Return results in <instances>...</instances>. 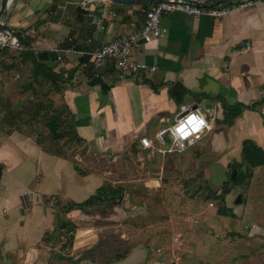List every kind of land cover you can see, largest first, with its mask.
Here are the masks:
<instances>
[{
	"label": "crops",
	"instance_id": "1",
	"mask_svg": "<svg viewBox=\"0 0 264 264\" xmlns=\"http://www.w3.org/2000/svg\"><path fill=\"white\" fill-rule=\"evenodd\" d=\"M81 2L13 0L9 7L5 25L32 54L45 57L38 84L56 95L64 123L57 121L60 137L52 140L45 120L41 124L47 134L34 117L0 120V264L13 254L20 264H41L48 235L65 217L63 204L82 203L110 181V171L77 164L80 154L72 148L76 142L92 148L93 159L101 158V165L103 158L124 153L182 154L184 163L195 165L201 175L199 183L222 185L209 192L224 205L217 213L233 221L224 234L232 241L233 261L264 264V162L251 166L242 152L249 141L264 157V2L221 19L163 15L164 36L132 50L135 62L155 67L139 76L121 74L112 59L95 68L89 53L139 29L147 7L91 0L81 8ZM246 42L251 48L240 50ZM12 52V58L0 57L1 67L17 64L28 70V59L32 72V55ZM183 108L199 111L207 121L199 140L182 151L173 147L165 156L140 145L142 137L153 140ZM64 126L69 130L62 131ZM160 181L144 179L141 185L158 188ZM238 187L242 191L235 190L232 209L227 200ZM24 194L29 199L25 204Z\"/></svg>",
	"mask_w": 264,
	"mask_h": 264
},
{
	"label": "rangeland",
	"instance_id": "2",
	"mask_svg": "<svg viewBox=\"0 0 264 264\" xmlns=\"http://www.w3.org/2000/svg\"><path fill=\"white\" fill-rule=\"evenodd\" d=\"M0 53V57H14L7 51ZM26 60L30 68L31 62ZM16 65L13 68L0 65V120L19 118L26 121L37 113V126L39 128L40 123L39 129L47 134L42 122L49 115L56 114L58 118L63 115L58 108L59 101L53 92L41 88L42 83L38 84L41 80H32L27 66L16 68ZM62 121L63 117L58 120L63 125ZM173 123L171 120L167 127ZM65 128L67 126L61 130ZM48 135L52 139L50 132ZM80 145L79 142L72 145L80 154L77 164L99 169V172L110 171L107 183L123 189V199L111 208L96 204L76 209V203L63 204L65 217L60 219L59 228L48 233L49 242L46 243L49 247L44 249L47 256L39 260L41 264H157L158 260L163 264L175 260L177 264H240L237 259L233 261L232 241L229 243L224 237L230 232L233 221L217 213L224 205L209 192L222 189V185L199 183L201 175L194 171L195 165L184 163L182 154L161 157L124 153L119 157L103 158L101 165V158L93 159L92 148ZM70 150L69 145L66 152ZM193 174L197 177L189 180ZM151 178H159L160 187L141 185L144 179ZM235 190L241 189L235 188L227 200L232 209ZM239 193L245 198L243 192ZM210 202H213V209ZM69 214L72 216L68 218ZM238 228L243 231L240 226ZM16 255L4 264H20Z\"/></svg>",
	"mask_w": 264,
	"mask_h": 264
},
{
	"label": "built area",
	"instance_id": "3",
	"mask_svg": "<svg viewBox=\"0 0 264 264\" xmlns=\"http://www.w3.org/2000/svg\"><path fill=\"white\" fill-rule=\"evenodd\" d=\"M79 3L81 8L86 7L89 1L83 0ZM264 2L263 0H229L217 6L200 7L176 0L162 1L149 4L145 11L143 25L136 31L121 35L109 43L103 44L89 55L92 57L94 67H98L107 59H112L116 69L123 75H147L155 71L154 66L137 63L132 58V50L137 49L141 43H150L153 40L162 38L165 30L161 27L160 20L165 14L181 12L191 16H207L214 19H221L231 15L235 11H240L251 7L254 4ZM251 48L250 43L241 45L240 50ZM30 48L21 43L15 32L8 26L0 25V52L18 51L26 52ZM69 53L70 50H65ZM87 54V53H83ZM260 113L264 116V104L261 106ZM208 128L204 116L196 110L182 109L174 123L160 129L154 139L142 137L139 142L144 148H153L162 156L174 150L182 151L192 142L199 140L203 132ZM24 204L29 199L26 194L22 197ZM211 206V203H209Z\"/></svg>",
	"mask_w": 264,
	"mask_h": 264
},
{
	"label": "trees",
	"instance_id": "4",
	"mask_svg": "<svg viewBox=\"0 0 264 264\" xmlns=\"http://www.w3.org/2000/svg\"><path fill=\"white\" fill-rule=\"evenodd\" d=\"M143 8L148 7L149 5H142ZM147 9V8H146ZM6 26V25H5ZM21 41L20 37H18ZM22 44L27 46L28 44L24 41H21ZM28 47V46H27ZM9 52V51H7ZM20 53H27L28 55H32L33 58V69H32V80L35 82H38V76L45 69L44 64L42 61L45 59V57L42 55V53H36V55L32 54L31 51L26 52H20ZM37 115V113H34ZM33 115L32 117H36ZM59 118H57L56 114L49 115L45 119L46 127L48 128L50 134L53 136L54 139H58L60 137V134L58 133L59 126L57 124V121ZM243 158L246 162H249L251 166L261 165L264 162V157L261 153V151L257 148H254V146L249 142L246 141L243 144ZM233 175L230 176L231 181L235 180L232 179ZM124 190L118 187H113L110 183H106L99 187L94 195H91L88 199L83 201L79 204H74L79 207H87L90 208L96 204H104L105 207L111 208L113 206L118 205L122 199H123ZM72 205V206H74ZM65 229V228H64ZM62 248V247H61Z\"/></svg>",
	"mask_w": 264,
	"mask_h": 264
},
{
	"label": "water",
	"instance_id": "5",
	"mask_svg": "<svg viewBox=\"0 0 264 264\" xmlns=\"http://www.w3.org/2000/svg\"><path fill=\"white\" fill-rule=\"evenodd\" d=\"M13 0H1L0 1V25L5 26V22L8 18V11ZM113 4L118 5H149L168 0H108ZM192 4L200 7H211L218 4H222L228 0H176ZM86 209V207H84Z\"/></svg>",
	"mask_w": 264,
	"mask_h": 264
}]
</instances>
